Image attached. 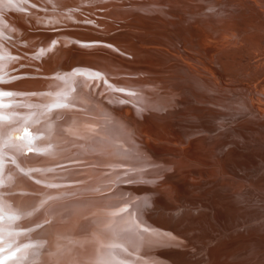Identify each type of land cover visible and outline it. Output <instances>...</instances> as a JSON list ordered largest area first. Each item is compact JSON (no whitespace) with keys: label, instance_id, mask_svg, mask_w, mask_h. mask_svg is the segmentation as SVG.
Wrapping results in <instances>:
<instances>
[{"label":"bare ground","instance_id":"obj_1","mask_svg":"<svg viewBox=\"0 0 264 264\" xmlns=\"http://www.w3.org/2000/svg\"><path fill=\"white\" fill-rule=\"evenodd\" d=\"M195 3L221 17V38L236 35L240 24L254 30L242 7L223 0H0V93H11L0 95L2 264H222L261 251L264 241L250 236L239 233L223 247L225 236L201 230L189 243L180 241V258L166 260L175 240L169 222L145 226L141 210L150 201L138 189L120 193L130 179L158 166L139 134L166 139L164 119L189 108L184 100L169 112L158 108L151 119L125 98L143 102L148 92L150 111L167 100L162 89L172 87L181 44V56L188 54ZM56 24L78 32L30 31ZM201 45L223 60L222 48ZM183 58L181 69L191 77L192 60ZM252 83V94L264 91V79ZM211 84L217 89L220 81ZM179 145L185 153L189 144ZM111 188L113 196L106 194ZM83 190L101 200L63 199ZM230 224L241 225L237 218Z\"/></svg>","mask_w":264,"mask_h":264},{"label":"rangeland","instance_id":"obj_2","mask_svg":"<svg viewBox=\"0 0 264 264\" xmlns=\"http://www.w3.org/2000/svg\"><path fill=\"white\" fill-rule=\"evenodd\" d=\"M223 2L242 7L253 32L249 27L247 31L250 33L247 32L244 24H240L236 35L221 38L217 34L224 25L221 17L213 15L208 4L195 3L192 6L191 35L186 46L188 54L181 56L185 47L181 44L175 58L177 65L172 87L162 89L164 95L168 93L167 100L165 97L164 101L157 103V111H150L153 104L146 100L148 92H143L146 97L143 102L125 98L129 105L140 107L139 114L151 119L157 116L158 108L169 112L176 104L184 105V100L189 105V108L178 109L164 119L166 139L154 141L139 134L143 140L141 144L150 156L156 158L158 166L141 177L130 179L120 192L138 189L136 191L150 201L148 209L141 210L145 226L153 227L156 220L163 222L161 218L169 222L167 229L173 232L175 240L172 256L166 260L180 258V241L189 243L188 240L201 230L204 234L216 232L225 236L223 247L236 243L237 239L230 238L239 233L252 240L264 241V91L252 94V82L264 79V0ZM30 31L52 35L61 31L78 32V29L56 24ZM103 33L94 32L96 36ZM203 41L210 42L212 48H222L223 60L216 59L215 53L203 47ZM183 57L192 60L189 66L191 77L181 69ZM203 80L207 83L205 89L202 88ZM213 80L220 81L217 89L212 87ZM247 94L252 95L251 99ZM200 99L204 104L201 105ZM161 126L163 128L162 122ZM160 133L163 135V131ZM125 135L135 139L131 133ZM181 142L185 146L189 144L185 153L179 145ZM141 171L144 168L138 172ZM174 183L178 185L174 187ZM196 189L201 191L199 198L193 193ZM112 190L106 194L113 196L116 191ZM63 199L66 202L101 200L92 190L68 193ZM235 218L241 225L230 224ZM214 246V243L208 244V247ZM140 258L147 259L143 249ZM232 258L223 259L221 263L239 264L242 259V264H264V246L250 256L239 254ZM217 262L206 260L205 264Z\"/></svg>","mask_w":264,"mask_h":264},{"label":"snow or ice","instance_id":"obj_3","mask_svg":"<svg viewBox=\"0 0 264 264\" xmlns=\"http://www.w3.org/2000/svg\"><path fill=\"white\" fill-rule=\"evenodd\" d=\"M25 2H27V0H25ZM0 95L8 96V95H11V93H0ZM2 219H3V217L0 216V221H2ZM0 243H2V238H0ZM17 251H19V249H17ZM10 258H15L14 252L12 253V256ZM0 264H2V262H0Z\"/></svg>","mask_w":264,"mask_h":264}]
</instances>
